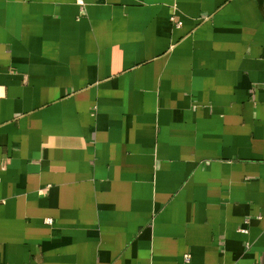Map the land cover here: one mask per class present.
Instances as JSON below:
<instances>
[{
  "label": "crops",
  "instance_id": "obj_1",
  "mask_svg": "<svg viewBox=\"0 0 264 264\" xmlns=\"http://www.w3.org/2000/svg\"><path fill=\"white\" fill-rule=\"evenodd\" d=\"M0 264H264V0H0Z\"/></svg>",
  "mask_w": 264,
  "mask_h": 264
},
{
  "label": "built area",
  "instance_id": "obj_2",
  "mask_svg": "<svg viewBox=\"0 0 264 264\" xmlns=\"http://www.w3.org/2000/svg\"><path fill=\"white\" fill-rule=\"evenodd\" d=\"M189 256H186V258L188 259Z\"/></svg>",
  "mask_w": 264,
  "mask_h": 264
}]
</instances>
